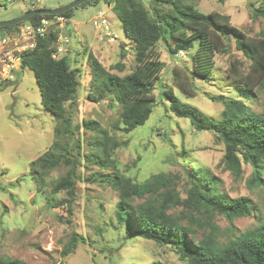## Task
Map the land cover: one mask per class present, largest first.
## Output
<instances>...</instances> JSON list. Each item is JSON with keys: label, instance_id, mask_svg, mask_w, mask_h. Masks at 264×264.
I'll use <instances>...</instances> for the list:
<instances>
[{"label": "rangeland", "instance_id": "rangeland-1", "mask_svg": "<svg viewBox=\"0 0 264 264\" xmlns=\"http://www.w3.org/2000/svg\"><path fill=\"white\" fill-rule=\"evenodd\" d=\"M72 1L0 0V21L15 18L28 9L55 8ZM141 1L149 8L148 0ZM181 2L192 4L202 13L218 11L227 14L230 23L249 37H257L264 28V17L254 15L255 10H264L260 7L261 0ZM99 11L106 19V28L93 24L92 19ZM104 35H107L106 39H103ZM60 36L63 53L71 55V67L79 70L76 104L70 110L72 123H77L78 129L70 138H62V142L67 141L74 147V153L78 143L81 154L91 152L97 155L99 149L92 144L95 131L82 124L83 120H90L105 129L120 145L110 155L109 160L113 162L106 161L104 168L81 155L77 156L80 163L75 166L74 198H70L65 190H51L52 183L67 170L65 164L50 170L44 186L37 191L29 165L55 140V123L51 113L40 103L39 87L31 69H20L17 80V73L11 81L1 80L0 256L18 258L27 264H180L178 254L170 246L159 245L145 237L126 238L124 224L117 221L115 215L117 191L103 180L104 176H113L116 171L135 181H142L158 172L171 173L176 189L184 196L189 184L186 173L194 167H201L215 177L221 192L231 197L248 196L255 213L262 208L264 189L250 186L247 181L251 176V166L243 162V172L238 177L225 169L221 163L224 146L217 135L208 130H195L187 117L174 115L162 94L163 88L170 85L182 102L219 118L222 105L209 96L240 94L238 83L227 75V69L236 58L243 61L244 71L249 62L236 49L232 38L227 41L228 51L215 53L214 65L207 78L189 76L188 70L192 67L190 55L195 47L170 55L159 41L157 49L165 66L154 83L152 112L143 125L124 134L114 128L121 108L115 98L111 94L97 101L88 97L89 94L96 98L99 96L96 84L91 83L89 54L118 75L128 73L134 66V43L125 36L111 5L98 0L73 7L71 19L60 27ZM119 64L120 69L116 67ZM175 69L178 80L187 84L188 92L174 81ZM244 102L253 111L264 112V87H258L253 99H244ZM140 200L137 198L134 202ZM211 219L222 228L227 227L222 215L214 213ZM254 222L253 216L235 218L233 231L228 235L241 232ZM73 232L82 235L83 239L79 238L71 252L62 255L61 250ZM203 232L202 228H195L193 236L200 238Z\"/></svg>", "mask_w": 264, "mask_h": 264}, {"label": "trees", "instance_id": "trees-1", "mask_svg": "<svg viewBox=\"0 0 264 264\" xmlns=\"http://www.w3.org/2000/svg\"><path fill=\"white\" fill-rule=\"evenodd\" d=\"M103 1L111 5L125 36L134 43V66L123 75L110 72L96 56L88 55L91 83L96 84L99 91L98 98L93 94L88 97L97 101L111 94L115 98L121 108L114 128L128 134L149 118L155 101L154 83L165 66L157 49L159 41L170 55L195 47L190 55L192 67L188 70L189 76L207 78L214 65L215 53L228 51L227 41L232 38L236 49L249 62L244 71L243 61L236 58L227 69V75L238 83L240 94L209 96L222 105L219 118L182 102L170 85L163 88L162 94L174 115L187 117L195 130H208L217 135L224 146L221 163L225 169L238 177L243 172L242 163H248L252 168L248 184L264 189V112H255L244 102V99H253L258 87H264V28L257 37H249L230 23L227 14L218 11L202 13L181 0H148L149 8L141 0ZM260 7H264V0H261ZM72 9L58 15L68 21L72 17ZM254 15L264 17V10H255ZM55 16L34 14L25 22L38 24L43 18L54 19ZM17 26L12 24L0 29L10 32ZM59 36L58 23L51 24L43 36H37L35 46L21 58V67L33 71L40 103L51 113L55 123V140L31 161L29 172L37 191H40L49 171L65 164L67 170L52 183L51 190H65L70 198H74L75 166L80 163L77 156L81 155L104 168L106 161L113 162L109 160L110 155L120 142L90 120H83L82 124L95 131L92 144L99 149L97 155L91 152L81 154L77 142L74 153V147L67 141L62 142V138H70L78 129L77 123H72L70 110L76 104L79 70L71 67V55L65 53L59 58L53 57ZM116 67L120 69L121 65ZM19 77L20 73L16 80ZM173 79L182 90L189 91L187 84L178 80L176 69L173 70ZM186 176L189 184L184 196L176 189L173 175L167 172L154 173L142 181L132 180L118 171L113 176L103 177L117 191L115 215L117 221L124 224L126 238L145 237L159 245L170 246L178 254L180 264H264V203L255 213L248 196L231 197L221 192L208 169L194 167ZM137 198L141 200L134 202ZM214 213L223 216L227 221L226 228L212 221ZM250 216L255 219L251 227L228 235L233 231L235 218ZM198 227L204 232L200 238H195L193 233ZM79 238L83 239V236L73 232L61 254L71 252ZM0 264L27 263L18 258L0 256Z\"/></svg>", "mask_w": 264, "mask_h": 264}, {"label": "built area", "instance_id": "built-area-1", "mask_svg": "<svg viewBox=\"0 0 264 264\" xmlns=\"http://www.w3.org/2000/svg\"><path fill=\"white\" fill-rule=\"evenodd\" d=\"M92 21L94 26L106 28L107 22L102 11H99ZM65 22L64 17L56 15L54 19L43 18L38 24L22 22L14 31L0 32V81L8 82L15 79L14 73L18 74L22 69L20 65L22 55L35 46L37 36H43L51 24L58 23L62 27ZM61 39V36L57 39L56 51L52 54L54 58L64 54L60 45Z\"/></svg>", "mask_w": 264, "mask_h": 264}, {"label": "water", "instance_id": "water-1", "mask_svg": "<svg viewBox=\"0 0 264 264\" xmlns=\"http://www.w3.org/2000/svg\"><path fill=\"white\" fill-rule=\"evenodd\" d=\"M86 1H94V0H74L66 5H62L59 7H55V8H35V9H30L27 10L25 12H23L22 14H20L19 16L9 19V20H4V21H0V27L3 26H8V25H12V24H18L20 22L25 21L26 19H28L31 15L34 14H51V15H57L60 14L63 11L68 10L69 8H73L75 6H78ZM107 35H104L103 39H106Z\"/></svg>", "mask_w": 264, "mask_h": 264}, {"label": "clouds", "instance_id": "clouds-1", "mask_svg": "<svg viewBox=\"0 0 264 264\" xmlns=\"http://www.w3.org/2000/svg\"><path fill=\"white\" fill-rule=\"evenodd\" d=\"M58 15V14H57ZM23 22H25V21H23ZM20 23H22V22H20ZM19 24V23H18ZM180 51H182V50H180Z\"/></svg>", "mask_w": 264, "mask_h": 264}]
</instances>
